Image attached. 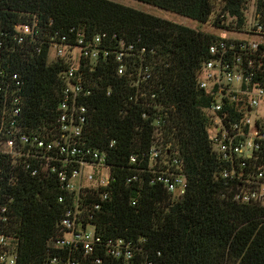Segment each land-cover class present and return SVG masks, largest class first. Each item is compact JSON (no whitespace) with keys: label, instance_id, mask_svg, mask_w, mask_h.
Returning <instances> with one entry per match:
<instances>
[{"label":"trees","instance_id":"trees-1","mask_svg":"<svg viewBox=\"0 0 264 264\" xmlns=\"http://www.w3.org/2000/svg\"><path fill=\"white\" fill-rule=\"evenodd\" d=\"M136 1L200 24L213 19L221 29L232 28L236 21L238 28L246 26L249 4V0ZM256 14L264 25V0H256ZM33 17L43 30V51L39 54L38 44H33L0 60V69L24 80L22 122L28 130L56 114L65 64L49 63L50 38L61 42L66 36L75 44L79 35L89 40L105 35L103 45L112 52L107 61L87 71L98 88L89 99L92 120L85 136L94 149L108 155L112 178L108 188L92 193L90 203L100 208L82 214L83 227L92 224L104 244L132 242L134 264H264V205L223 197L229 183L222 174L228 165L213 152L207 113L211 98L197 86L209 48L221 37L111 0H0L3 26L29 24ZM122 41L135 47L136 59L145 53L143 61L132 63L120 78L114 53ZM147 75L150 79L144 82ZM140 90H146L147 97L156 94V99L136 102ZM159 117L160 125L155 126ZM155 141L169 155V166L150 168L149 151ZM177 157L187 178L186 193L178 200L156 180L167 168L178 170L172 163ZM249 164L252 169L264 166V153L260 161ZM103 193H108L104 201ZM12 195L14 202L7 203L0 194V207L7 206L12 217L6 234L19 241L17 264H53L54 258L132 264L111 257L105 246L86 260L83 252L49 246L66 214L75 211L73 196L59 185L48 187L30 179Z\"/></svg>","mask_w":264,"mask_h":264},{"label":"built area","instance_id":"built-area-1","mask_svg":"<svg viewBox=\"0 0 264 264\" xmlns=\"http://www.w3.org/2000/svg\"><path fill=\"white\" fill-rule=\"evenodd\" d=\"M249 2L253 3L254 10L251 17L246 15V26L240 29L236 21L232 28H224L231 36H222L209 48V59L198 72L197 86L211 98L207 113L213 152L228 165L222 174L229 183L223 197L240 204L264 205V166L252 169L249 164L260 161L264 153V25L257 20L256 0ZM42 35L36 17L29 24L11 28L0 21V60L3 55L28 50L33 44H38L36 51L40 54ZM104 38L105 35H98L89 40L79 35L75 44L69 43L66 36L61 42H56L54 37L47 41L49 63L62 61L65 70L59 75L56 114L37 129L28 130L22 122L25 109L22 76L0 69V194L3 193L7 203H13L15 189L27 180L45 183L48 187L59 185L73 196L75 211L66 214L49 246L83 252L85 260L105 246L111 257L134 264L132 242L118 239L104 244L94 226L88 224L84 228L81 221L83 213L92 208L99 210L98 204L90 203L92 193L108 188L112 178L108 155L94 149L85 136L92 120L89 99L98 88L87 71L99 67L112 55L103 45ZM134 51L133 45L120 42L119 51L114 53L118 77H125L129 66L138 59L143 61L145 51L138 59ZM149 79L150 75L142 77L144 82ZM138 84L139 80L135 86ZM147 94L146 90L138 91L136 102L156 99V94L149 97ZM148 117L143 114V118ZM153 124L159 126L160 117ZM157 141L149 151L151 169L169 166V155L156 146ZM132 161L135 162V156H131ZM172 163L178 165V170L167 168L156 180L178 200L186 193L187 178L179 158ZM107 197L108 193H103L102 201ZM11 220L7 206L0 207V264L18 261L19 241L6 234ZM52 263L85 264L70 258H54ZM92 264H102V260L97 258Z\"/></svg>","mask_w":264,"mask_h":264},{"label":"rangeland","instance_id":"rangeland-1","mask_svg":"<svg viewBox=\"0 0 264 264\" xmlns=\"http://www.w3.org/2000/svg\"><path fill=\"white\" fill-rule=\"evenodd\" d=\"M111 1L123 4L125 6L131 7V8H134V9H137V10L158 16V17H161L163 19H166V20H169V21L181 24V25H185L187 27H190L192 29L199 30V31H202L205 33L214 34V35L219 36V37L226 36V35L231 36V35H229V34H231L230 32H228L225 29L219 28L218 25H215L213 19L210 22H208L207 24H200L196 21H193V20H190L188 18L179 16L177 14H173L170 12L163 11L159 8L144 4L142 2H138L136 0H111ZM219 4H220V2L216 3V12H215L216 14H215V16L218 13ZM253 10H254L253 3L249 2L247 10H246V13H247L246 15H248V17H251ZM215 16H214V18H215ZM253 117H255V115H253Z\"/></svg>","mask_w":264,"mask_h":264}]
</instances>
